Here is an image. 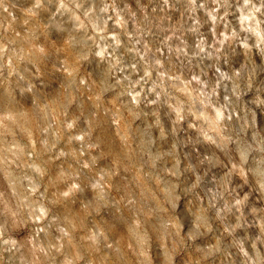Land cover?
I'll return each mask as SVG.
<instances>
[{"label": "clouds", "instance_id": "clouds-1", "mask_svg": "<svg viewBox=\"0 0 264 264\" xmlns=\"http://www.w3.org/2000/svg\"><path fill=\"white\" fill-rule=\"evenodd\" d=\"M187 250L264 264V0H0V264Z\"/></svg>", "mask_w": 264, "mask_h": 264}, {"label": "rangeland", "instance_id": "rangeland-1", "mask_svg": "<svg viewBox=\"0 0 264 264\" xmlns=\"http://www.w3.org/2000/svg\"><path fill=\"white\" fill-rule=\"evenodd\" d=\"M113 131L115 132L116 130L113 129ZM117 139H119V136H117ZM113 163H115V160L113 161ZM183 258L185 259L186 264H193V252L191 250L185 251L183 253ZM203 264H209V262L204 261Z\"/></svg>", "mask_w": 264, "mask_h": 264}]
</instances>
